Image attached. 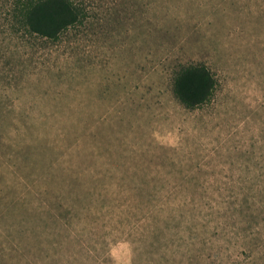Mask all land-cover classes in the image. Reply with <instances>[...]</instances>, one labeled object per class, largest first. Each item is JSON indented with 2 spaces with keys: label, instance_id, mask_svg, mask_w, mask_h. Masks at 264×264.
I'll list each match as a JSON object with an SVG mask.
<instances>
[{
  "label": "rangeland",
  "instance_id": "374dc122",
  "mask_svg": "<svg viewBox=\"0 0 264 264\" xmlns=\"http://www.w3.org/2000/svg\"><path fill=\"white\" fill-rule=\"evenodd\" d=\"M81 1L54 42L0 14V264H264V0Z\"/></svg>",
  "mask_w": 264,
  "mask_h": 264
},
{
  "label": "trees",
  "instance_id": "16d2710c",
  "mask_svg": "<svg viewBox=\"0 0 264 264\" xmlns=\"http://www.w3.org/2000/svg\"><path fill=\"white\" fill-rule=\"evenodd\" d=\"M1 13L12 31L53 42L88 14L81 0H0ZM216 85L206 66L190 65L176 73L172 93L185 109L193 110L211 100Z\"/></svg>",
  "mask_w": 264,
  "mask_h": 264
}]
</instances>
